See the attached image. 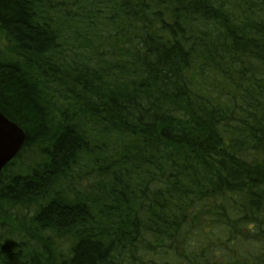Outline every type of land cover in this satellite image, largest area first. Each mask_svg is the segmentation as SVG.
Here are the masks:
<instances>
[{"label":"trees","instance_id":"trees-1","mask_svg":"<svg viewBox=\"0 0 264 264\" xmlns=\"http://www.w3.org/2000/svg\"><path fill=\"white\" fill-rule=\"evenodd\" d=\"M0 264H264V0H0Z\"/></svg>","mask_w":264,"mask_h":264},{"label":"water","instance_id":"water-1","mask_svg":"<svg viewBox=\"0 0 264 264\" xmlns=\"http://www.w3.org/2000/svg\"><path fill=\"white\" fill-rule=\"evenodd\" d=\"M25 138L24 128L0 110V171L16 156Z\"/></svg>","mask_w":264,"mask_h":264}]
</instances>
